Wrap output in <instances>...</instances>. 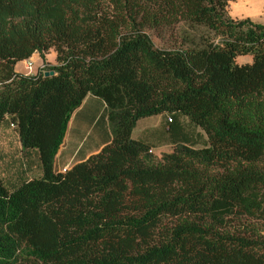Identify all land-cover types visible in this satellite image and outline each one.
Returning a JSON list of instances; mask_svg holds the SVG:
<instances>
[{
    "label": "trees",
    "instance_id": "1",
    "mask_svg": "<svg viewBox=\"0 0 264 264\" xmlns=\"http://www.w3.org/2000/svg\"><path fill=\"white\" fill-rule=\"evenodd\" d=\"M233 1L0 0V127L30 171L0 170V264H264V26L231 18ZM36 54L42 69L16 72ZM88 96L112 141L59 172ZM159 115L205 146L133 140Z\"/></svg>",
    "mask_w": 264,
    "mask_h": 264
},
{
    "label": "crops",
    "instance_id": "2",
    "mask_svg": "<svg viewBox=\"0 0 264 264\" xmlns=\"http://www.w3.org/2000/svg\"><path fill=\"white\" fill-rule=\"evenodd\" d=\"M228 13L230 17L235 20L251 19L252 21H255L264 16V0H235L230 2ZM31 60L35 63L39 62L40 66L42 65V59L37 54L34 55ZM19 64H27V61L18 63L16 66V72L29 75V73L18 70ZM154 117L156 119L152 123H145V119L140 120L132 133V138L133 140L141 141L150 145L155 154L154 146L144 139L149 135H159V133H162L165 123L167 125L173 123L169 122L170 118L166 115ZM0 129L3 128L0 127ZM168 130L172 133L169 136V140L174 142L172 144L173 146L170 147L172 149L170 151L172 152L177 143V131H174L172 128H169ZM199 134H201L200 137L205 143L203 133ZM183 140L186 139L183 138L182 141ZM111 141L112 133L105 103L98 98L88 96L70 119L64 143L56 157V170L64 173L65 170L72 169L75 165L100 153L104 147L111 143ZM163 149L166 151V148ZM164 153L166 152H162L158 156H161ZM21 172L28 173L27 176L30 174L26 165ZM35 172L39 173V170H36ZM18 176L19 173L9 181H15Z\"/></svg>",
    "mask_w": 264,
    "mask_h": 264
},
{
    "label": "rangeland",
    "instance_id": "3",
    "mask_svg": "<svg viewBox=\"0 0 264 264\" xmlns=\"http://www.w3.org/2000/svg\"><path fill=\"white\" fill-rule=\"evenodd\" d=\"M257 25L264 26V16L253 21ZM152 38L153 42L157 47H161L163 45L162 38L158 36V32L152 29H147L146 31ZM172 32H168L167 35L170 36ZM47 61L51 65L56 64V55L52 51L47 56ZM241 64L251 63V59L248 57H241L239 59ZM44 67L43 61L40 66L39 62H33V68L31 72L27 70V64H19L18 70L21 72H26L29 74H36L40 69ZM156 118L149 117L145 118V123H152ZM171 119V118H170ZM175 123L171 125H167L165 123L163 130V134L159 133V135H149L144 140L148 141L154 147L155 155H160L162 152L169 153L172 150L170 147L173 145V141L169 140V136L172 134L168 129L172 128L174 131H177V143H181L182 139L185 138L188 140L193 146L196 148H201L205 146L203 139L200 137L203 133L202 130L195 125H192L187 118L183 116H179L174 118ZM0 129V169L2 174L5 177V180H10L18 173L20 174L21 170L24 169L26 165V161L22 156L21 145L19 141L18 134L16 130L12 127ZM176 143V144H177ZM163 148H166L164 151Z\"/></svg>",
    "mask_w": 264,
    "mask_h": 264
},
{
    "label": "built area",
    "instance_id": "4",
    "mask_svg": "<svg viewBox=\"0 0 264 264\" xmlns=\"http://www.w3.org/2000/svg\"><path fill=\"white\" fill-rule=\"evenodd\" d=\"M32 68H33V61L30 59L29 61H27V70L29 72H31ZM169 122L172 123V119H170ZM12 128H14V127L12 126ZM65 172H66V170L64 171V173Z\"/></svg>",
    "mask_w": 264,
    "mask_h": 264
},
{
    "label": "water",
    "instance_id": "5",
    "mask_svg": "<svg viewBox=\"0 0 264 264\" xmlns=\"http://www.w3.org/2000/svg\"><path fill=\"white\" fill-rule=\"evenodd\" d=\"M54 73H46V77L53 76Z\"/></svg>",
    "mask_w": 264,
    "mask_h": 264
}]
</instances>
